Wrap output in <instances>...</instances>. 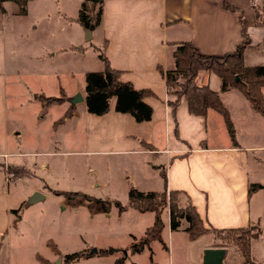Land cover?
I'll return each instance as SVG.
<instances>
[{
	"label": "crops",
	"instance_id": "0c3cea01",
	"mask_svg": "<svg viewBox=\"0 0 264 264\" xmlns=\"http://www.w3.org/2000/svg\"><path fill=\"white\" fill-rule=\"evenodd\" d=\"M10 2L2 3L5 15L6 5ZM31 2L33 0L26 2L24 14H19L14 4L11 7L13 14L28 16ZM255 2V5L251 0L94 2L100 8L99 22L91 29L82 26L85 40H91L97 54L101 52L108 65L119 71V80L130 83L134 89L148 88L151 91V95L142 98V102L151 108L150 117L145 121H136L132 114L115 110V97L109 98L107 111L102 115L85 110L84 75L86 72L100 73L103 70L102 62L97 56L94 61H86L91 62L90 67H83L86 62L81 61H85V58L73 54L76 53V47L70 45L68 49H71L72 53L64 60L67 61L65 63L75 62L82 68L72 69L61 65L51 71L46 67L47 63L39 62L43 58L34 56L24 59L30 67L19 71L5 54L4 38L0 33V76L23 75L25 79L30 78L38 84L33 91L30 89L35 85L31 84L12 85L6 91L0 88V105L6 110L4 118L0 119V264H9L10 249L8 245H4V239L8 229L16 228L19 220L18 218L12 226L9 197L15 193L16 187L8 186L7 183L12 178L6 180L4 167L12 169L15 173V176L8 174L9 177L20 179L23 170L29 171L30 167L35 168L37 165L29 156H43L46 153L33 150V140H37L40 134L38 129L31 125L30 113L21 111L34 102L54 105L51 115L56 112L58 115L59 112L53 124L55 122L61 125L57 140L68 144L71 149L65 153L91 156L92 164H98V161L105 158L114 161L124 159L127 165H124L118 177L124 183L126 193L130 188L143 193L159 192L163 188L166 191H180L188 196L190 204L207 228H257V235L250 237L248 242L249 261L251 264H264V200L256 198L250 206L251 196L255 193L250 195L247 192L251 184L258 186L256 190L264 188L263 183L257 179L264 176V118L252 109L243 93L236 87H222L220 77L211 71H200L197 83L207 85L216 92L227 110L233 127L232 141L221 115L214 110L207 109L203 116L189 114L183 98L171 108L167 102H172L174 97L166 92L165 81L159 72L173 68L172 52L177 42H189L200 55L218 57L232 53L244 38L241 21L247 39L241 61L245 66H263L264 0ZM223 3H226L229 9L225 8ZM85 13L88 17V12ZM75 18L76 16H70L66 19ZM76 46L81 49V45ZM65 49H58L51 57L60 56ZM19 60L20 58L16 62ZM59 61L60 59L57 62ZM61 74L66 76V83L60 80ZM47 76H55L60 90L67 89L69 98L79 94L81 100L66 106L56 99L43 98ZM80 77L84 86L80 85ZM259 91L264 104V85ZM38 166L43 167L44 164L40 163ZM30 173L32 175V172ZM34 180L27 185V199L36 192L40 198L35 201L44 200L45 197H61L59 203L65 204L69 201H81V198L67 199L61 194H54L53 191L65 190L50 188L43 179L39 182L42 184H36L38 181ZM89 184L99 185L95 181ZM45 186L47 188H42ZM95 204L99 205L96 201ZM125 210L126 208L117 213H123ZM151 213L153 220L154 214ZM161 222L162 233L164 224L168 233L173 232L169 229L168 213L165 210L161 214ZM185 226L182 225L181 229ZM181 232L182 239L185 238L187 242H194L197 238L205 236L189 240L186 232ZM209 247L214 246L205 242L199 246L198 257L193 264H200L202 249ZM89 248L91 246L87 244L86 250H79L83 255L78 257V260L91 262L109 257L108 263L114 264L118 259L114 252L101 254L96 247L94 252H90ZM108 248L113 249L109 245L103 249ZM149 248L150 245L143 247L131 256L144 250L149 251ZM223 249L225 252V247ZM62 256H57L56 261L61 262ZM222 264L248 263L242 255L238 263H233L231 258L227 259L224 254Z\"/></svg>",
	"mask_w": 264,
	"mask_h": 264
},
{
	"label": "rangeland",
	"instance_id": "374dc122",
	"mask_svg": "<svg viewBox=\"0 0 264 264\" xmlns=\"http://www.w3.org/2000/svg\"><path fill=\"white\" fill-rule=\"evenodd\" d=\"M94 2L93 0H33L30 3L29 15L21 17L18 14H13L11 7L14 6V3L11 1L6 5V15L5 11L2 12L0 9V33L4 38L5 54L19 71L30 67L28 61L26 63L24 59L34 56L43 58H40L39 62L47 63L46 67L51 71L61 65L72 69L82 68L75 62L65 63L67 61L64 60L72 53L71 49H68L70 45L76 47L74 49L76 53L73 54L85 58V61L81 62L94 61L97 52L91 45L92 41L85 40L86 36H84L82 25L75 20L66 19L70 16H77L82 4L84 10L88 12L89 22H93L99 9L98 4ZM76 45H81V49ZM60 48H66L65 52L52 58L53 52L56 53ZM82 52L83 54H81ZM18 58L20 60L16 62ZM59 59L60 61L57 62ZM90 63L86 62L82 66L90 67ZM60 80L63 83L67 82L66 76L63 74L60 75ZM45 81L47 85L42 94L43 98L56 99L66 106L75 103H71L73 96L69 98L67 89L60 90L55 76H47ZM79 81L80 85L84 86L81 77ZM24 84L35 85V87H31L32 91L38 85L30 78L25 79L23 75L10 77L5 74L0 76V88L4 91L12 85L23 86ZM41 103L34 102L21 111L30 113L31 125L38 129L40 134L37 140H33L35 142L32 146L33 150L46 153L43 156H29V159L36 161V167H30L29 171L23 170L22 178L16 179L11 176L12 180L6 182L8 186L16 187L15 193L9 197V213L13 219L15 216L12 211H17L19 215L17 227L8 229L4 239V245H8L10 249L9 264H110V262L108 263L109 257L91 262L80 261L78 258L69 262L64 261L63 258L61 262L56 261L57 256L73 253L80 249L86 250L87 244L91 248L96 247L98 251L104 250L103 248H106L107 245L112 246L113 249L115 248L113 252L116 257L123 259V264H193L198 257L197 250L204 242L214 247H225V257L231 258L233 263H238L241 255L233 241L217 239L211 230L194 242L182 239L181 231L183 230L181 227L185 225L182 220H180L179 228L172 230L171 233L170 231L168 233L167 226L164 224V231L160 234L161 244L152 241L149 251L144 250L131 256L129 246L141 236L145 227L149 226L152 221V213H139L130 210V208H126L123 213H117L113 202L120 205L127 203L124 183L118 177L124 165H127L126 161L105 158L98 161V164H92L91 156L65 153L71 149L68 144L60 143L57 140L61 125H57L55 122V125L53 124V121L58 118L59 112L58 115L57 112L51 115L54 105L48 106L50 103ZM5 112L3 105H0V119L4 118ZM40 163L44 166L39 167ZM5 167L4 172L7 174ZM34 179L38 181L36 184H42L39 182L43 179L50 188L82 191L97 199H108L111 204L104 212L101 211L100 205L95 204L93 198L89 201L81 198L80 203L75 200L69 201L68 204L61 202L60 204L58 200L62 199L61 197L59 199L45 197L41 201H32L30 198L27 199V185H30L31 181H35ZM257 179L264 185V176ZM93 181L99 185H90L89 183ZM256 189L253 188L249 192L250 195L256 194L251 196L250 206L256 198L264 200V188L263 190Z\"/></svg>",
	"mask_w": 264,
	"mask_h": 264
},
{
	"label": "trees",
	"instance_id": "16d2710c",
	"mask_svg": "<svg viewBox=\"0 0 264 264\" xmlns=\"http://www.w3.org/2000/svg\"><path fill=\"white\" fill-rule=\"evenodd\" d=\"M4 1H12L19 14L25 13V5L28 0H0V9ZM98 2L99 0H93ZM223 6L229 9L226 3ZM75 20L84 28L91 29L99 21L100 8L97 11L93 23L85 13V8L80 5ZM241 32L243 33L242 43L236 47L232 53L221 56H207L200 55L189 42L175 43L172 52L173 68L162 71V75L166 92L173 95L174 100L167 102L173 108L180 98H183L186 103L189 114L203 116L207 109H212L221 115L228 136L233 141V127L228 118L226 108L222 105L218 94L208 88L207 85H199L197 83V75L200 71H211L222 81V87L226 85L236 87L243 93L249 105L253 110L258 112L264 118V104L262 101L260 87L264 85V65L263 66H245L241 61L242 50L247 44L246 34L244 32V24L241 21ZM97 58L101 60L103 70L98 72H86L84 75V104L85 110L95 115H102L106 112L108 100L110 97H115L114 109L120 112L132 114L136 121H145L150 117L151 108L142 102L145 95H151L148 88L134 89L128 82L119 80V71L112 69L106 58L101 52H98ZM237 76V79L235 78ZM7 174H13L12 169L6 168ZM22 173V172H21ZM258 187L251 184L247 192L253 188ZM54 194L63 195L67 199L84 198L92 199L86 194L75 191H53ZM126 205H120L113 202L119 212L122 209L130 208L137 212H153L154 217L143 234L129 246V252L134 254L140 251L143 247H148L152 240L160 241V233L162 230L161 214L165 210L168 213V226L171 230L179 228L180 220L185 222L183 230L186 232L189 240L206 234L209 230L215 233V237L221 240H231L236 246L239 253H241L244 261L251 264L249 261L248 242L250 237L257 235L258 230L254 226L240 227V228H223L214 229L207 228L203 225L198 213L190 204L188 196L180 191H148L143 193L136 189L130 188L127 192ZM184 198V200H183ZM99 203L102 211H106L111 202L108 199H94ZM15 218L12 220V226L15 225L19 218L17 211H12ZM161 242V241H160ZM114 249L108 248L99 251L101 254L112 253ZM82 251L64 254L63 260L66 262L76 260L82 256ZM114 264H123V259H117Z\"/></svg>",
	"mask_w": 264,
	"mask_h": 264
},
{
	"label": "water",
	"instance_id": "95a60500",
	"mask_svg": "<svg viewBox=\"0 0 264 264\" xmlns=\"http://www.w3.org/2000/svg\"><path fill=\"white\" fill-rule=\"evenodd\" d=\"M235 78L237 79V76ZM80 100L81 96H79V94H74L71 103ZM38 198H40V195L36 192L30 195V200L32 201H35ZM94 251L95 248H91L90 252ZM201 254L202 256L200 264H222V260L224 257V249L221 247L203 248Z\"/></svg>",
	"mask_w": 264,
	"mask_h": 264
},
{
	"label": "built area",
	"instance_id": "2783aa9c",
	"mask_svg": "<svg viewBox=\"0 0 264 264\" xmlns=\"http://www.w3.org/2000/svg\"><path fill=\"white\" fill-rule=\"evenodd\" d=\"M256 0H251V2H252V4L253 5H255L256 4V2H255ZM10 179V177L8 176V174H6V180H9Z\"/></svg>",
	"mask_w": 264,
	"mask_h": 264
}]
</instances>
